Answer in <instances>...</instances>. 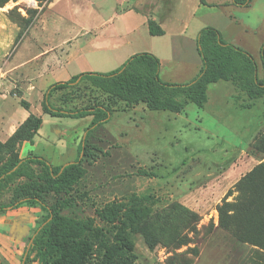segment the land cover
<instances>
[{"label": "rangeland", "instance_id": "374dc122", "mask_svg": "<svg viewBox=\"0 0 264 264\" xmlns=\"http://www.w3.org/2000/svg\"><path fill=\"white\" fill-rule=\"evenodd\" d=\"M53 1L11 0L0 6V140L5 141L20 122L21 119L12 122L19 111H25L23 118L30 112L41 114L39 132L33 142L25 141L19 147L20 156L33 153L54 165H63L78 155L92 117L43 114L41 102L47 89L52 88L50 98L57 106L109 104L116 110L89 138L97 147L98 156L84 161L86 173L70 193L73 206L63 213L79 218L94 216L97 207L114 199L133 193L152 194L157 199L155 209L177 201L195 211L197 217L192 229L184 232L183 244L149 248L143 235L134 233L138 264H264V245L255 240H264V183H245L251 188L250 200L257 210L246 214L244 232L236 234L221 226L218 211L225 200L233 201L237 196L239 181L264 162V152L254 146L264 132V97L249 98L231 81L219 80L209 85V99L204 107L187 102L185 109L176 113L112 99L86 80L65 84L74 74L89 70L108 72L121 61L106 60L96 53L95 37L87 34L96 25L94 17L86 12L88 0ZM95 1L103 6L104 13L110 12L112 0ZM135 1L119 8L133 6L153 12L160 23L163 0ZM200 3L201 0H174L172 18L166 19L169 30L187 23L185 37L194 43L185 38L180 49L170 50L169 40L164 43L158 36L151 40L148 26L141 25L128 51L145 50L158 56L162 81L187 82L196 76L201 64L197 35H192L212 25L227 41L254 56L261 75L264 0H252L249 5H237L232 0ZM155 4L159 5L157 9ZM66 38L74 39L82 51H72L74 57L70 59L71 53L62 56L63 51L59 50L60 58L56 59L62 64L56 69L47 70L46 59L29 60L43 51L48 42L59 43ZM42 66L44 73L40 71ZM22 100L30 103L29 110L21 105ZM183 100L187 101L185 97ZM11 194L7 192L1 202H8ZM48 200L52 203L54 198L49 196ZM45 213L39 207L0 212L1 264H39L33 254H26ZM98 223L104 225L99 220Z\"/></svg>", "mask_w": 264, "mask_h": 264}, {"label": "trees", "instance_id": "16d2710c", "mask_svg": "<svg viewBox=\"0 0 264 264\" xmlns=\"http://www.w3.org/2000/svg\"><path fill=\"white\" fill-rule=\"evenodd\" d=\"M9 1L0 0V6ZM38 1L43 3L51 0ZM251 1L232 0L237 5H249ZM173 4L174 0H163L162 20L172 18ZM148 29L152 35L165 33L161 24L152 18L148 20ZM196 41L202 65L198 74L187 82L162 81L159 76V57L145 51L131 55L111 71L81 72L73 75L65 84L73 85L86 80L112 99L129 105L142 103L151 110L176 113H181L187 102L204 107L208 100V85L219 80L231 81L237 88L244 90L249 98L264 97V43L260 49V75L254 56L241 46L227 41L215 26H204ZM51 92L52 88L49 87L43 95V114L92 118L78 155L63 165H54L33 153L20 156L19 147L23 142H33L38 134L43 123L41 114L30 112L5 141L0 140V212L22 207H39L46 212L35 234L31 236L26 255L30 257L33 254L39 264H138L134 233L142 234L149 248L158 244L185 243L184 232L192 229L196 212L177 201L155 209L157 199L152 194L133 193L114 199L97 207L94 216L79 218L63 213L66 208L73 206L70 193L86 173L84 161L98 156L97 147L89 142V138L100 125L109 121L116 109L99 102L81 107L57 106L51 101ZM21 105L27 110L30 108L27 100H22ZM254 146L264 152V132ZM245 183H264V162L239 181L238 194L233 201L225 200L218 207L220 225L236 234L246 230L243 226L246 214H253L257 210L250 200L251 188ZM7 192L12 193L10 200L3 203L1 199ZM49 196L54 198L52 203L48 200ZM98 220L104 225L99 224ZM243 235L246 236V232ZM255 240L264 245L261 237Z\"/></svg>", "mask_w": 264, "mask_h": 264}, {"label": "crops", "instance_id": "0c3cea01", "mask_svg": "<svg viewBox=\"0 0 264 264\" xmlns=\"http://www.w3.org/2000/svg\"><path fill=\"white\" fill-rule=\"evenodd\" d=\"M55 1H58V0H54L51 3H54ZM100 1L103 3L104 0H100ZM129 1L130 0H112L110 12L104 13L103 12L104 11L103 6H99L95 0H88L89 8L86 10V12H88L89 15H92L94 17L93 20L96 21V25L94 26V28H90L89 32L87 29L83 30L85 32H88L87 33L88 35H89V33H93L92 36L95 37L94 38V49H95L96 53L101 54L106 60H120L121 64L124 61H126V59H128L131 55L138 53V52H145V50L144 51L138 50V51H133V52L128 51L129 46L134 44V42L136 41L135 33L137 31V28H139L141 25H144V26L147 25L148 26L149 18L155 19L157 21V17H156V15L153 14V12H151V13L145 12V11H143L139 8L133 7V6L127 7V8H124V7L119 8L121 6V4H125ZM140 1H146V0H138L137 3H140ZM135 3H136V1H135ZM201 3L203 4L205 2H201ZM155 5H156L155 9H157L159 5H157V4H155ZM203 5H206V4H203ZM162 7L163 6L161 5L160 10H159L160 12H161ZM156 13H157V11H156ZM109 24H111V27H108ZM160 24L164 28L165 33L163 35H152V34H150L152 37H154L153 39L151 37V40H155L158 36V38H163L165 40L164 43H166V41L169 40L168 46L170 47V50L180 49V45L182 46V44H184L185 38H188V37H185V35L187 33V31H186L187 23L184 24L182 22V26L180 27V29L175 28V29H171V30H169V28L166 26L167 24H169L168 20H166V19L160 20ZM106 28H108V29H106ZM148 31H149V29H148ZM133 34H134V36H133ZM198 34H199V32H196V34L192 35V37L194 38L195 35H198ZM188 40H190V43H192V42L194 43V40L192 38L191 39L188 38ZM73 42H74V39H69V38H66L65 40H63L59 43L48 42L47 46L44 47L45 49L43 51H41L39 54L35 55L32 59H29V60L31 61V60L35 59V62H37V60L41 61L42 59H46V62L48 64L47 70L48 69L54 70V69H56V65L62 64L61 62L59 64L58 62L60 60L56 59V58H60L58 56L59 50L63 51V53H61L62 56H65V54L68 56V54L71 53L70 59H72L74 57V55H72V51H74V50L75 51H82L81 46H79L78 44L73 43ZM196 45H197V42H196ZM197 50H198V46H197ZM53 53L56 54L57 57L54 56ZM50 54H52V55L49 57H46V55H50ZM198 54H199V52H198ZM67 60H68V58L66 59V61ZM199 62H201L200 65H202V60H200ZM54 63H55V65H54ZM22 64H24V63H22ZM121 64H118V65L120 66ZM118 65H117V67H119ZM160 65H161V62H160ZM200 65H199V67L201 69ZM200 69H199V71H200ZM40 71L42 73L46 72V70L43 68V66L41 67ZM89 71H95V70H89ZM82 72H85V71H82ZM77 74H79V73H77ZM70 78H68V79H70ZM209 85H208V88H209ZM208 88H207V94H208ZM208 99H209V96H208ZM24 112L25 111H23V110L19 111V115L17 116V118L12 120V122L13 121L18 122V119H21L20 122L17 123L18 125L12 131L11 130L9 131V133H8L9 136L20 125V123H22L27 118V116L29 115L28 114L25 118H23Z\"/></svg>", "mask_w": 264, "mask_h": 264}, {"label": "flooded vegetation", "instance_id": "af4514ba", "mask_svg": "<svg viewBox=\"0 0 264 264\" xmlns=\"http://www.w3.org/2000/svg\"><path fill=\"white\" fill-rule=\"evenodd\" d=\"M1 264V263H0ZM22 264V263H21ZM23 264H24V262H23Z\"/></svg>", "mask_w": 264, "mask_h": 264}]
</instances>
